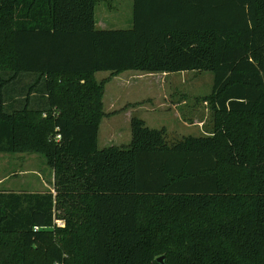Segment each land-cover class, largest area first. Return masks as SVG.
Wrapping results in <instances>:
<instances>
[{"label": "trees", "instance_id": "1", "mask_svg": "<svg viewBox=\"0 0 264 264\" xmlns=\"http://www.w3.org/2000/svg\"><path fill=\"white\" fill-rule=\"evenodd\" d=\"M99 1L0 0V153L55 172L0 191V264H264V0H134L130 29L98 28ZM127 70L213 72L212 135L133 117L100 149L96 73Z\"/></svg>", "mask_w": 264, "mask_h": 264}, {"label": "rangeland", "instance_id": "2", "mask_svg": "<svg viewBox=\"0 0 264 264\" xmlns=\"http://www.w3.org/2000/svg\"><path fill=\"white\" fill-rule=\"evenodd\" d=\"M133 6L134 0H100L95 13L97 27L132 28ZM96 79L107 80L103 98L107 114L100 124V149L132 142V114L145 118L150 128H165L170 144L186 137L210 136L214 131V111L208 100L214 86L211 71L148 73L127 70L114 76L110 71H102L96 73ZM8 161L11 167L4 171L13 170L10 180L13 191H55V172L43 154L11 153L7 155V164ZM7 187L5 184L1 188Z\"/></svg>", "mask_w": 264, "mask_h": 264}, {"label": "crops", "instance_id": "3", "mask_svg": "<svg viewBox=\"0 0 264 264\" xmlns=\"http://www.w3.org/2000/svg\"><path fill=\"white\" fill-rule=\"evenodd\" d=\"M130 117H131L130 120H132L133 114ZM142 119L146 122V125L149 127L150 125H148V122L146 121V119L145 118H142ZM210 135H212V133H210ZM8 154H11V153H0V191H6V192L13 191V184L10 183V180L12 181L13 179V170H9L8 172L4 171V169L11 167V163L9 161H8V164L6 163V158ZM5 184H7L8 187L2 189L1 187Z\"/></svg>", "mask_w": 264, "mask_h": 264}, {"label": "built area", "instance_id": "4", "mask_svg": "<svg viewBox=\"0 0 264 264\" xmlns=\"http://www.w3.org/2000/svg\"><path fill=\"white\" fill-rule=\"evenodd\" d=\"M57 139L60 140V139H61V136L58 135V136H57ZM56 224H57L58 226H65V222H63V221H61V220H57V221H56Z\"/></svg>", "mask_w": 264, "mask_h": 264}, {"label": "water", "instance_id": "5", "mask_svg": "<svg viewBox=\"0 0 264 264\" xmlns=\"http://www.w3.org/2000/svg\"><path fill=\"white\" fill-rule=\"evenodd\" d=\"M163 260H164V256L158 258V262L162 263L163 264Z\"/></svg>", "mask_w": 264, "mask_h": 264}]
</instances>
